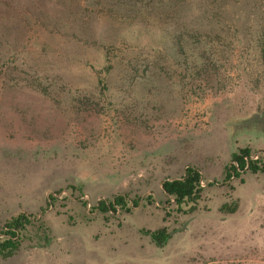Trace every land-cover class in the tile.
Listing matches in <instances>:
<instances>
[{
  "label": "rangeland",
  "instance_id": "374dc122",
  "mask_svg": "<svg viewBox=\"0 0 264 264\" xmlns=\"http://www.w3.org/2000/svg\"><path fill=\"white\" fill-rule=\"evenodd\" d=\"M245 148L264 157V0H0V228L46 229L0 264H264V174L226 180ZM187 167L192 213L161 189Z\"/></svg>",
  "mask_w": 264,
  "mask_h": 264
},
{
  "label": "trees",
  "instance_id": "16d2710c",
  "mask_svg": "<svg viewBox=\"0 0 264 264\" xmlns=\"http://www.w3.org/2000/svg\"><path fill=\"white\" fill-rule=\"evenodd\" d=\"M188 42V40H186ZM252 151L248 148L239 150L231 157V165L226 169V180H229L232 176H238L236 172V167L241 171H244L246 163L244 158L251 156ZM252 174L262 173L264 174V157L259 154V158L256 161H249L248 168L245 170ZM244 171V172H245ZM201 175L198 170L187 167L184 173L178 179L165 180L161 189L164 194L169 198V202L172 201L175 206H177L178 211L182 213H192L194 211V203L200 199V195L203 187L201 186ZM70 189L69 196L72 197L73 194L78 191L73 186H68ZM55 196H48V200H54ZM137 199L131 201L132 208L137 207ZM182 206H189L187 209L182 210ZM48 206L46 207V209ZM122 208H127L126 196H116L110 201L100 200L97 202L96 206L90 208L89 212L93 213L98 211L100 213L112 212L116 213L117 210L121 211ZM40 218H33L31 215L25 213H19L9 220L5 221L0 228V260H7L13 257L21 248V242L26 233L30 229L34 230V239L39 241V237L43 235L45 238L46 229L39 223ZM151 238L157 242L158 246H162L170 238V234L166 229H159L150 232ZM37 241L35 243H37ZM162 242V243H161ZM36 245V244H35Z\"/></svg>",
  "mask_w": 264,
  "mask_h": 264
},
{
  "label": "built area",
  "instance_id": "2783aa9c",
  "mask_svg": "<svg viewBox=\"0 0 264 264\" xmlns=\"http://www.w3.org/2000/svg\"><path fill=\"white\" fill-rule=\"evenodd\" d=\"M258 158H259V153H254V154H252L251 156H249V157H247V158H244V161H245V163H246V167H245L244 171L247 170V168H248V163H249L250 160H251V161H256V160H258ZM235 167H236V172H237V173L244 172V171L239 170V169L237 168L236 165H235ZM231 175H232L231 177H235L233 173H231ZM201 186H202V187L205 186L203 180H201Z\"/></svg>",
  "mask_w": 264,
  "mask_h": 264
}]
</instances>
